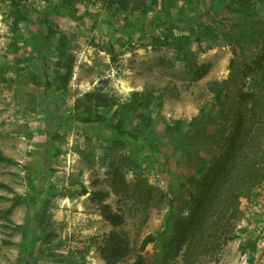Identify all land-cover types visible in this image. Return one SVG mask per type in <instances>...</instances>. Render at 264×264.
Here are the masks:
<instances>
[{
	"label": "rangeland",
	"instance_id": "obj_1",
	"mask_svg": "<svg viewBox=\"0 0 264 264\" xmlns=\"http://www.w3.org/2000/svg\"><path fill=\"white\" fill-rule=\"evenodd\" d=\"M221 1L201 0L214 37L189 44L185 59L150 32L126 29L165 28L163 7L185 16L183 0L159 1L148 12L140 6L130 17L115 14L110 0H29L30 16L18 26L11 0H0V149L15 160L0 161V264H16L23 245L29 248L26 264H123L163 226L169 199L162 209H148L136 187L116 192V169L126 182L147 179L181 195V181L191 187L200 177L196 157L211 162L223 152L219 133L233 125L240 89L263 91L253 79L264 64V0H241L247 12ZM71 59L72 76L63 82L59 71ZM223 80L222 100L215 101L212 81ZM132 103L136 110L128 107ZM87 107L104 118H78ZM203 108L201 130L181 137L165 130V121L190 124ZM146 116L154 119L149 128L141 124ZM18 195L25 201L14 205L9 219L2 217ZM101 202L118 215L117 223L104 217ZM44 208L49 240L38 239ZM240 211L238 236L218 261L206 264H264V181L242 198ZM27 223V232L18 228ZM120 238L129 243L114 254L110 247ZM160 251V243H150L143 251L147 264Z\"/></svg>",
	"mask_w": 264,
	"mask_h": 264
},
{
	"label": "trees",
	"instance_id": "obj_2",
	"mask_svg": "<svg viewBox=\"0 0 264 264\" xmlns=\"http://www.w3.org/2000/svg\"><path fill=\"white\" fill-rule=\"evenodd\" d=\"M159 1L163 3L168 0H110L109 3L115 14H128L127 17H130L134 8L141 6L142 12H148L153 4H157L155 5L157 7ZM183 1H185L186 14L182 17L174 15L172 6L163 7L164 15L162 16L167 21L164 24L165 28L155 24L153 27L150 26L149 30L143 25L132 28L135 30H131L129 26L126 29L141 31V33L150 32L155 42L174 47L178 51V57L188 59L184 56L190 51L188 45L194 41L200 45L209 42L214 37V30L207 26V23H210L212 19L202 17L206 9L202 8L201 0ZM11 2L13 11L17 15L15 23L18 26V21L24 20L29 15L26 10L29 0H11ZM221 5L228 9L236 8V10L243 12L250 11L241 0H222ZM217 8L218 4L213 3L212 9L216 10ZM160 13L161 11L158 12L159 16ZM168 15L173 16L172 22H170ZM159 16L156 15L155 18L158 19ZM174 30L179 31V33ZM62 53L65 56V53ZM259 64L257 78L255 67H250V70L252 73H256L253 81L261 86L262 89L260 90H263L261 96H259V88L257 87L247 91L240 89L238 109L233 115V125L229 132L226 129L224 131L221 129V133H219V142L223 152L213 157L211 162L206 158L196 157L194 165L197 167V173L200 177L195 181H190L192 182L191 187L186 182L181 181L180 183L185 190L181 195L177 196L172 188L166 193L148 182L147 179L136 178L135 181L126 182L124 176L118 174L119 168L116 169L112 180V186L116 192L121 193L124 186L136 187L135 193L139 194L142 201L145 200L143 202L148 205V209H152L154 206H159L162 209L164 206L160 204L167 198L169 199V208L163 226L155 234H148L141 244V252L134 254L132 261L125 260L123 264H147L148 258L143 251L150 243H160L161 248L153 264H170L174 258L178 257L182 259V262L176 264H206L218 261L222 248L238 236L236 228L237 222L241 219V200L243 197L250 196L253 190L264 181V64L261 62ZM64 66L65 72L59 71L63 82L72 76L73 59L71 62L68 60ZM2 73L3 68L0 67V76ZM254 83H252L253 87L256 85ZM212 84L214 85V100L219 101L227 86V80L212 81ZM134 95L139 96L140 93L134 92ZM145 105V108L150 109L149 101ZM128 107H135L136 110L137 103H132ZM87 111H85L84 117L79 116L78 118L86 121H100L105 116L98 114V112L93 113L91 107H87ZM201 112L190 124H186L182 119L165 121V130L172 135H179V137L187 136L185 134H189L194 128L201 130V124L206 122L204 117H207L205 114L208 111L203 108ZM153 122V117L141 118V124L145 123L148 128ZM113 126L118 130L116 124ZM127 139L132 140L130 137ZM146 141L143 140V142ZM0 161L14 162L15 160L4 155L0 149ZM55 193V191L52 192V195L55 196ZM188 193L189 198L185 197ZM22 201H25V197L18 195L14 204L3 210L1 216L9 219V213L12 212L14 205ZM45 210L46 208L42 212V219L39 223V240L51 238L49 227L43 216ZM101 210L107 220L117 223L118 215L111 211L109 204L101 202ZM18 228L27 232L29 223L18 225ZM128 243V241L126 243L123 238H120L110 248L116 254L126 249ZM35 245L33 246L35 247ZM249 246L248 243L243 244L245 249H248ZM23 247L24 251L16 264H26L28 261L24 254L29 253V248H25L24 245ZM105 256L111 260V256Z\"/></svg>",
	"mask_w": 264,
	"mask_h": 264
}]
</instances>
